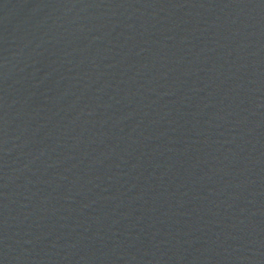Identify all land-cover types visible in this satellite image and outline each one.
Wrapping results in <instances>:
<instances>
[{
	"label": "water",
	"instance_id": "water-1",
	"mask_svg": "<svg viewBox=\"0 0 264 264\" xmlns=\"http://www.w3.org/2000/svg\"><path fill=\"white\" fill-rule=\"evenodd\" d=\"M0 264H264V0H0Z\"/></svg>",
	"mask_w": 264,
	"mask_h": 264
}]
</instances>
